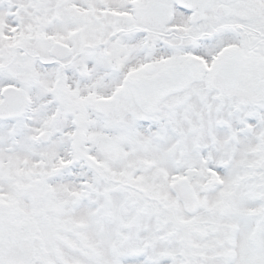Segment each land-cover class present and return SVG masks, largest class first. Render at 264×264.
Returning a JSON list of instances; mask_svg holds the SVG:
<instances>
[{"label":"snow or ice","instance_id":"snow-or-ice-1","mask_svg":"<svg viewBox=\"0 0 264 264\" xmlns=\"http://www.w3.org/2000/svg\"><path fill=\"white\" fill-rule=\"evenodd\" d=\"M0 264H264V0H0Z\"/></svg>","mask_w":264,"mask_h":264}]
</instances>
